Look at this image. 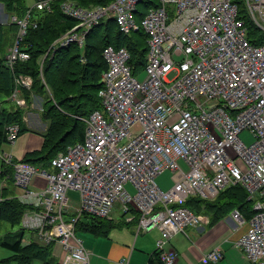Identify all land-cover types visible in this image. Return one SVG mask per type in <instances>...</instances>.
Instances as JSON below:
<instances>
[{"label":"built area","instance_id":"2783aa9c","mask_svg":"<svg viewBox=\"0 0 264 264\" xmlns=\"http://www.w3.org/2000/svg\"><path fill=\"white\" fill-rule=\"evenodd\" d=\"M55 1L36 0L23 18L9 17L16 27L4 58L10 69L29 59L20 44L28 29L37 27L31 10L50 12ZM143 1L114 0L91 8L62 3V13L76 25L53 43L52 51L71 44L83 48L93 28L113 20L126 37L139 31L146 35L145 75L133 74L126 48L103 49L101 109L82 119L83 141L57 154L51 172L0 149V163L13 169L14 185L23 191L17 200L32 207L21 225L41 245L59 243L64 250L60 264H89L90 251L75 225L84 215L109 220L119 203L121 219L136 221L137 234L160 232L155 250L160 262L176 264V252L164 245L186 227L207 223L184 206L187 199L212 200L240 186L253 216L247 220L238 209L230 213L239 233L233 244L249 264H264V45L250 42L240 13L244 3L250 26L264 34V5H251L264 0H157V7L137 20ZM15 85L9 100L24 107L18 95L30 90L32 79L19 75ZM243 132L251 134L250 143L241 138ZM19 133L17 124L6 126L5 144L15 145ZM164 173L171 178L167 189L157 182ZM36 178L46 184L30 190ZM68 192L78 193L74 204ZM4 201L0 194V204ZM222 256L215 248L200 261L217 264Z\"/></svg>","mask_w":264,"mask_h":264},{"label":"trees","instance_id":"16d2710c","mask_svg":"<svg viewBox=\"0 0 264 264\" xmlns=\"http://www.w3.org/2000/svg\"><path fill=\"white\" fill-rule=\"evenodd\" d=\"M66 1H72L79 7L90 8L105 6L114 0H56L50 12L32 9L30 20L36 23L37 27H30L20 44L21 49L28 53L29 59L16 62L12 69L6 66L2 56L5 47L0 48V96L9 100L16 87L15 78L23 75L32 79L30 90H20V97L25 100V106L30 102L32 94L44 98L42 119L48 126L43 135V143L38 151L30 152L22 159V162L43 169L51 166V161L57 154L66 152L69 146L83 141L85 123L82 119L87 118L93 111L101 109L98 92L103 86L101 75L106 70L101 55L103 49L109 45L116 49L126 48L130 54L128 64L134 75L145 66L148 52L146 35L142 31L126 37L118 31L113 20L102 22L93 28L86 36L83 48L71 44L51 52L53 43L76 25V20L67 17L61 11L62 3ZM148 2L147 7H157V0ZM0 4L3 5L8 17L23 18L29 9L25 5V0H0ZM146 10L147 8L138 11L137 20ZM245 23L249 29L250 42L254 45H264V34L250 26L246 19ZM12 28L16 31V27L12 25ZM1 35L0 28V39ZM23 111L24 109L17 106L12 113H2L0 145L5 143L6 126L17 124L20 127V135L25 131L22 127ZM0 168H5L2 163ZM246 198V193L240 186H231L220 192L213 201L194 196L188 198L184 206L197 214H209L215 211L210 214L213 222L234 209H238L249 220L253 216V211L251 203L246 201ZM215 203L219 204L216 210H214ZM31 209L32 207L22 205L17 199L9 198L0 204V219L7 221L12 227L21 225L23 214ZM82 219L90 221L85 224L80 221ZM122 224L129 225L124 221ZM114 225L116 223L110 220L84 215L75 225V232L82 229L95 235L105 236ZM24 231L25 229H20L13 242L7 241L4 237L5 239L0 243L2 248L11 253L6 260L17 264H31L35 260L42 261L43 264H51L48 262L51 244L44 246L31 241L24 245L22 243ZM152 257L149 264H163L156 252Z\"/></svg>","mask_w":264,"mask_h":264},{"label":"crops","instance_id":"0c3cea01","mask_svg":"<svg viewBox=\"0 0 264 264\" xmlns=\"http://www.w3.org/2000/svg\"><path fill=\"white\" fill-rule=\"evenodd\" d=\"M31 8V7H30ZM91 8V7H90ZM9 17L4 11L3 5H0V28L1 34H3V26H7L12 30V25L9 23ZM15 27V26H13ZM16 32V31H15ZM15 35V34H14ZM15 39V36H14ZM9 46L5 47L3 59L7 55V52L11 48L13 41ZM1 51V50H0ZM21 94V93H20ZM19 98L20 95H18ZM2 97V96H0ZM0 101V121L2 119V113H12L17 109L13 100ZM41 96L32 94L30 102L24 109L22 123L24 132L19 133V137L15 145L10 146L7 144L0 145V149L5 152L11 153L16 160H22L28 153L38 151L43 143V135L47 130V122L42 119V102ZM13 103V108H5L3 104ZM0 168L2 174H0V194L5 200L17 199L23 191L18 189L14 185L13 169L11 167L4 166ZM170 174L164 173L157 178L158 185L162 189H167L169 186L165 181H168ZM4 182V184L2 183ZM11 182L13 189H9L7 183ZM46 184L45 180L36 178L30 190L42 189ZM1 189V186H3ZM72 204L78 199L75 192L67 193ZM218 196V195H217ZM216 199V198H214ZM209 200V201H213ZM219 204L215 203V208L218 209ZM215 211H212V213ZM201 213L202 216L207 218V223L200 227L192 228L186 227L184 233H179L173 236L165 245L164 248L168 250H174L177 255L176 264H202L200 259L203 255L210 252L215 248H219L223 252V259L217 264H249L243 257L242 253L234 246L235 240L238 238L239 233H236L233 228L236 224L231 219L230 213L224 214L217 221H212L210 214ZM112 223H116L114 227L109 230L107 235H95L86 230H79L76 235L83 241V246L90 251L89 264H120L122 259H128V264H149V261L153 259L152 254L156 250L157 241L160 238V233L157 231L154 235L148 232L136 233V221L129 225H123L121 217L117 220L109 219ZM81 222L88 224L90 220L82 219ZM120 224V225H118ZM152 231V230H151ZM24 241H35L34 235H24ZM64 255V250L59 243L51 244L50 255L48 262L51 264H60ZM11 256V255H10ZM2 258L1 264H17L13 261ZM152 257V258H151ZM155 260V259H154ZM153 260V261H154ZM44 262L35 260L31 264H43Z\"/></svg>","mask_w":264,"mask_h":264},{"label":"rangeland","instance_id":"374dc122","mask_svg":"<svg viewBox=\"0 0 264 264\" xmlns=\"http://www.w3.org/2000/svg\"><path fill=\"white\" fill-rule=\"evenodd\" d=\"M148 1L149 0H145L142 3H140L139 4V10L143 11L146 8L148 9L149 8V7H147L149 5ZM34 2H36V0H25V5L28 8H30V7H32L35 4ZM240 13L246 20L248 19L247 15H246V6H245L244 3L240 4ZM2 29H3L2 30L3 34L1 35V39H0V48H2V46H4V47L9 46L12 43V40L14 39V36H15L14 35L15 31L13 32L7 26H3ZM51 52H52V49H51ZM143 69H144V67H142V69L139 70L135 74V76L138 77L139 79H143V77L145 75L144 72H143ZM173 77H174V74H171L170 76H168V79L170 80ZM2 100H4L3 97H0V101H2ZM3 105H4L5 108H8V109L13 108L15 106L13 103H5ZM241 138L243 139V141L245 143H250L252 141V136H251V134L249 132H243L241 134ZM46 169L49 172L52 171L51 167H48ZM170 179H168V181H165L168 186H170V184H171V180ZM7 185H8L10 190L13 189V185H12L11 182L7 183ZM30 189H32V188H30ZM127 189L129 190V192H131V193L133 192L131 185H128ZM120 207L121 206L119 205V203H117L115 205V207L113 208V210L111 211V217H112L113 220H117V219H119L121 217V208ZM20 229H23L22 225H16V226L12 227L11 224H9L7 221H4V220L0 219V243L5 238H7V241H9V242H13L15 240V237L17 236V233L20 231ZM157 231H158L157 229L156 230L154 229L152 231H149V234H151V235L153 234L154 235L155 233H157ZM24 233H25V235H29L28 231H24ZM10 255H11V253L8 250L2 248L1 245H0V261L2 260V258L4 259V258H6V257H8Z\"/></svg>","mask_w":264,"mask_h":264},{"label":"water","instance_id":"95a60500","mask_svg":"<svg viewBox=\"0 0 264 264\" xmlns=\"http://www.w3.org/2000/svg\"><path fill=\"white\" fill-rule=\"evenodd\" d=\"M251 5H264V3H256V4H251Z\"/></svg>","mask_w":264,"mask_h":264},{"label":"bare ground","instance_id":"6f19581e","mask_svg":"<svg viewBox=\"0 0 264 264\" xmlns=\"http://www.w3.org/2000/svg\"><path fill=\"white\" fill-rule=\"evenodd\" d=\"M25 231H27V230H25ZM29 233H32V232H30V231H28ZM33 241V240H32ZM35 242H37L36 240H35Z\"/></svg>","mask_w":264,"mask_h":264}]
</instances>
